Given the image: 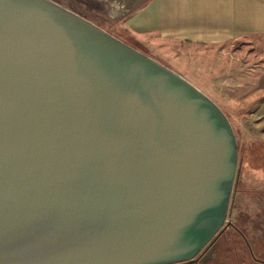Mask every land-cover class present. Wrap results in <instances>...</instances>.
Masks as SVG:
<instances>
[{
	"label": "water",
	"instance_id": "1",
	"mask_svg": "<svg viewBox=\"0 0 264 264\" xmlns=\"http://www.w3.org/2000/svg\"><path fill=\"white\" fill-rule=\"evenodd\" d=\"M238 145L185 78L53 0H0V264H189Z\"/></svg>",
	"mask_w": 264,
	"mask_h": 264
},
{
	"label": "rangeland",
	"instance_id": "2",
	"mask_svg": "<svg viewBox=\"0 0 264 264\" xmlns=\"http://www.w3.org/2000/svg\"><path fill=\"white\" fill-rule=\"evenodd\" d=\"M53 1L173 70L221 109L238 145L227 227L189 264H264V160L247 153L241 165L239 156L241 146L264 144V50L254 38L219 44H171L154 37L137 41L120 25L131 13V0Z\"/></svg>",
	"mask_w": 264,
	"mask_h": 264
},
{
	"label": "crops",
	"instance_id": "3",
	"mask_svg": "<svg viewBox=\"0 0 264 264\" xmlns=\"http://www.w3.org/2000/svg\"><path fill=\"white\" fill-rule=\"evenodd\" d=\"M120 25L137 41L219 44L254 38L264 50V0H131V13Z\"/></svg>",
	"mask_w": 264,
	"mask_h": 264
},
{
	"label": "trees",
	"instance_id": "4",
	"mask_svg": "<svg viewBox=\"0 0 264 264\" xmlns=\"http://www.w3.org/2000/svg\"><path fill=\"white\" fill-rule=\"evenodd\" d=\"M252 147V145H251ZM254 149H248L241 146L240 149V159H241V165L244 163V159L246 160L248 155L247 153H259V159L264 160V144L261 141H256L253 143Z\"/></svg>",
	"mask_w": 264,
	"mask_h": 264
},
{
	"label": "flooded vegetation",
	"instance_id": "5",
	"mask_svg": "<svg viewBox=\"0 0 264 264\" xmlns=\"http://www.w3.org/2000/svg\"><path fill=\"white\" fill-rule=\"evenodd\" d=\"M204 251V250H203Z\"/></svg>",
	"mask_w": 264,
	"mask_h": 264
}]
</instances>
